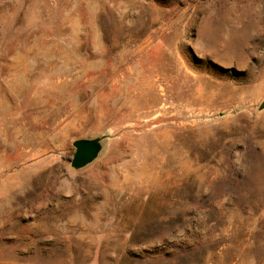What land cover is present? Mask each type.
<instances>
[{
    "label": "rangeland",
    "instance_id": "rangeland-1",
    "mask_svg": "<svg viewBox=\"0 0 264 264\" xmlns=\"http://www.w3.org/2000/svg\"><path fill=\"white\" fill-rule=\"evenodd\" d=\"M263 104L264 0H0V264H264Z\"/></svg>",
    "mask_w": 264,
    "mask_h": 264
},
{
    "label": "water",
    "instance_id": "water-1",
    "mask_svg": "<svg viewBox=\"0 0 264 264\" xmlns=\"http://www.w3.org/2000/svg\"><path fill=\"white\" fill-rule=\"evenodd\" d=\"M262 108H264V104ZM73 145L75 153L71 160V165L75 169H81L98 156L101 150V138L79 139Z\"/></svg>",
    "mask_w": 264,
    "mask_h": 264
}]
</instances>
